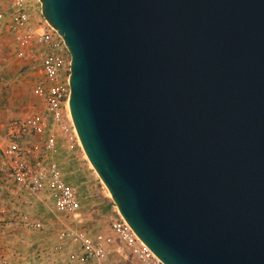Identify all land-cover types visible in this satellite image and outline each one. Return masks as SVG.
<instances>
[{"label": "water", "instance_id": "obj_1", "mask_svg": "<svg viewBox=\"0 0 264 264\" xmlns=\"http://www.w3.org/2000/svg\"><path fill=\"white\" fill-rule=\"evenodd\" d=\"M68 108L163 264H264V0H39Z\"/></svg>", "mask_w": 264, "mask_h": 264}, {"label": "built area", "instance_id": "obj_2", "mask_svg": "<svg viewBox=\"0 0 264 264\" xmlns=\"http://www.w3.org/2000/svg\"><path fill=\"white\" fill-rule=\"evenodd\" d=\"M0 23L19 48L31 52L39 61L42 79L33 94L44 107V114L34 113L10 121L11 139L35 140L23 148L14 141L0 148V175L17 191L36 197L44 195L53 203L56 213L72 217L80 207L77 190L66 180L58 163L46 160L58 152L60 141L68 151L83 152L68 108L69 52L62 38L42 17L39 0H13L0 12ZM14 224L27 232L42 229L39 221L26 216L18 217ZM109 230L140 264H163L117 211ZM56 238L73 247L69 260L75 264L100 262L109 254L111 238L102 233L91 235L84 230L66 228L58 231Z\"/></svg>", "mask_w": 264, "mask_h": 264}, {"label": "rangeland", "instance_id": "obj_3", "mask_svg": "<svg viewBox=\"0 0 264 264\" xmlns=\"http://www.w3.org/2000/svg\"><path fill=\"white\" fill-rule=\"evenodd\" d=\"M13 0H0V12ZM31 52L19 48L0 23V148L11 141L21 148L35 139H11L8 126L13 119L26 118L34 113L44 114V107L33 94L41 81L39 61ZM58 152L46 160L58 163L66 180L77 190L80 207L75 216L56 213L53 203L44 195L31 196L7 183L0 175V264H75L69 260L72 246L62 244L56 235L66 228L84 230L91 235L102 233L111 238L105 260L90 264H140L129 250L111 234L110 222L116 207L84 153L68 151L59 142ZM83 160H79V155ZM26 216L39 221L42 229L27 232L15 226L17 218ZM29 233V234H24ZM1 237V236H0Z\"/></svg>", "mask_w": 264, "mask_h": 264}, {"label": "crops", "instance_id": "obj_4", "mask_svg": "<svg viewBox=\"0 0 264 264\" xmlns=\"http://www.w3.org/2000/svg\"><path fill=\"white\" fill-rule=\"evenodd\" d=\"M79 158H80L79 160H83V157L81 156V154L79 155ZM64 176L66 177V175H64ZM78 200H79V206H80V202H81V201H80L79 198H78ZM77 213H78V212H77ZM77 213H76L75 215H77ZM75 215H74V216H75ZM73 229H74V228H73ZM29 232H35V231H29ZM24 234H29V233H24ZM1 238H2V233H1L0 240H1Z\"/></svg>", "mask_w": 264, "mask_h": 264}, {"label": "bare ground", "instance_id": "obj_5", "mask_svg": "<svg viewBox=\"0 0 264 264\" xmlns=\"http://www.w3.org/2000/svg\"><path fill=\"white\" fill-rule=\"evenodd\" d=\"M91 166V165H90ZM91 168H92V166H91ZM109 197H110V195H109Z\"/></svg>", "mask_w": 264, "mask_h": 264}, {"label": "trees", "instance_id": "obj_6", "mask_svg": "<svg viewBox=\"0 0 264 264\" xmlns=\"http://www.w3.org/2000/svg\"><path fill=\"white\" fill-rule=\"evenodd\" d=\"M112 206H114L113 204H111Z\"/></svg>", "mask_w": 264, "mask_h": 264}]
</instances>
